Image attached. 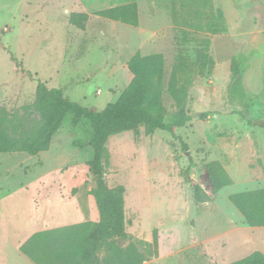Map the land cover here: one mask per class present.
Instances as JSON below:
<instances>
[{
  "label": "rangeland",
  "instance_id": "374dc122",
  "mask_svg": "<svg viewBox=\"0 0 264 264\" xmlns=\"http://www.w3.org/2000/svg\"><path fill=\"white\" fill-rule=\"evenodd\" d=\"M130 5L135 27L96 15ZM213 5L223 14L226 32L211 37L214 68L191 88L186 105L191 121L175 128L174 136L146 135L140 127L106 142L105 183L125 189L127 238L115 245L127 256L103 247L101 264H129L136 257L146 259L141 264H230L264 254V227L244 225L226 198L253 185L246 180L245 156L253 165L264 164V0H213ZM71 13L88 15L83 31L68 23ZM174 33L169 0H0V108L12 121L22 119L25 138L38 124L29 108L36 80L60 89L68 101L102 111L131 81L127 62L136 52L161 54L168 77L178 55ZM182 54L193 62L195 45L183 46ZM233 59L247 109L227 101ZM162 101L169 123L175 109L166 93ZM91 136L88 120L67 113L47 151L32 157L0 153V264H33L19 247L34 233L97 221L94 183L85 167L92 158ZM214 160L239 166L229 170L233 184L218 197L210 194L205 172ZM195 186L210 201L197 203ZM214 201L217 209H209ZM153 230L157 257L151 256Z\"/></svg>",
  "mask_w": 264,
  "mask_h": 264
},
{
  "label": "trees",
  "instance_id": "16d2710c",
  "mask_svg": "<svg viewBox=\"0 0 264 264\" xmlns=\"http://www.w3.org/2000/svg\"><path fill=\"white\" fill-rule=\"evenodd\" d=\"M169 12L174 27V40L178 46L177 59L166 78L165 61L161 54L142 56L136 52L127 62L132 79L117 101L102 111H91L64 98L60 89L47 88L36 80L34 99L29 108L37 116V128L31 137L21 134L22 119L11 120L7 111L0 108V153H23L35 156L48 150L52 138L61 128L67 113L75 120L90 122L92 158L85 167L94 183L90 192L95 201L97 221L69 227L37 232L31 235L19 251L33 264H101L98 252L107 247L118 257L127 255L115 245L116 240L127 238L124 220L123 186L108 188L104 180L102 160L109 137L133 132L140 127L146 135L156 131L171 135L175 128H182L191 121L186 111L191 88L197 77L210 74L214 61L209 56L211 37L226 32L223 14L214 8L213 0H169ZM97 16L130 26H137L135 5L109 8ZM87 14L71 13L68 23L83 31ZM195 45L194 61L182 54V47ZM166 93L175 112L169 123L165 122L167 110L162 101ZM227 101L231 106L248 108L249 99L244 94L240 70L236 60L231 61L230 80L227 85ZM204 117V116H203ZM174 136V135H173ZM186 150V145L183 144ZM210 194L231 185V179L218 161L205 167ZM197 203L210 201L199 186L193 188ZM230 204L239 212L247 226L264 227V189L235 193L228 196ZM153 230V251L157 257V236ZM145 258L136 257L129 264H141ZM230 264H264V254L254 252L246 258Z\"/></svg>",
  "mask_w": 264,
  "mask_h": 264
},
{
  "label": "crops",
  "instance_id": "0c3cea01",
  "mask_svg": "<svg viewBox=\"0 0 264 264\" xmlns=\"http://www.w3.org/2000/svg\"><path fill=\"white\" fill-rule=\"evenodd\" d=\"M218 145L217 146H224V145H226V143H222V142H218L217 143ZM238 152H241V151H237V153L236 154H234V155H236V156H238ZM235 156V157H236ZM245 156V155H244ZM30 157H32V156H30ZM233 158L234 160L233 161H235L236 159H238V157L237 158ZM247 156H245L244 157V161L247 163V168H248V170H249V174H247L246 176H248L247 177V182H251L253 185H252V187L251 188H249V189H245V191H243V192H248V191H255V190H260V189H264V164H251V159L248 157V158H246ZM214 161H216V160H214ZM221 165H222V167L226 170V172L228 173V175H229V170H233L234 169V167L237 169V170H239V166H227L226 165V163L225 162H220V161H218ZM228 162H232V160H228ZM207 165V164H206ZM206 167V166H205ZM244 167V166H243ZM207 177V176H206ZM230 177V176H229ZM230 179H231V177H230ZM245 180V181H246ZM233 184V181H232V179H231V185ZM230 185V186H231ZM229 187V186H228ZM228 187H225V188H228ZM224 189V188H223ZM221 191V190H220ZM219 191V192H220ZM219 192H218V194H219ZM239 193H241V192H239ZM218 194H217V197H218ZM232 194H235V193H232ZM232 194H227L226 195V198L228 199V196H230V195H232ZM210 206H208L209 207V209H212V210H216L217 208H216V204H215V201L214 202H210V204H209ZM238 212V211H237ZM239 213V212H238ZM241 216V215H240ZM242 218V217H241ZM239 221H241V220H239ZM242 222H243V224L244 225H246V223L244 222V220H243V218H242ZM248 228H250V229H256V228H251V227H249L248 226Z\"/></svg>",
  "mask_w": 264,
  "mask_h": 264
},
{
  "label": "water",
  "instance_id": "95a60500",
  "mask_svg": "<svg viewBox=\"0 0 264 264\" xmlns=\"http://www.w3.org/2000/svg\"><path fill=\"white\" fill-rule=\"evenodd\" d=\"M255 124H256V125H261V123H260V122H258V123H257V122H255Z\"/></svg>",
  "mask_w": 264,
  "mask_h": 264
}]
</instances>
